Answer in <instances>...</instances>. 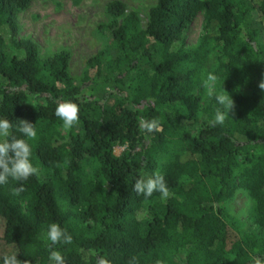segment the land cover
I'll use <instances>...</instances> for the list:
<instances>
[{"label": "trees", "instance_id": "obj_1", "mask_svg": "<svg viewBox=\"0 0 264 264\" xmlns=\"http://www.w3.org/2000/svg\"><path fill=\"white\" fill-rule=\"evenodd\" d=\"M30 0H0V118L33 123L28 140L39 176L0 185V254L31 264H264V0H154L141 27L119 0L104 5L98 24L107 44L68 70L59 50L40 59L16 17ZM194 45L185 30L198 14ZM216 77L205 94L208 74ZM234 101L223 125L211 127L215 99ZM60 101L79 107L65 130ZM141 118L159 122L145 133ZM122 146L118 155L115 146ZM162 174L172 195L145 198L135 180ZM237 189L253 206L248 221L228 214ZM58 223L71 244L51 246L47 227ZM51 246V247H50ZM2 264V260H0Z\"/></svg>", "mask_w": 264, "mask_h": 264}, {"label": "rangeland", "instance_id": "obj_2", "mask_svg": "<svg viewBox=\"0 0 264 264\" xmlns=\"http://www.w3.org/2000/svg\"><path fill=\"white\" fill-rule=\"evenodd\" d=\"M109 0H30L27 8L18 13V37L29 38L37 47L38 57L45 59L59 50L69 54L68 70L78 75L88 57L107 44V36L100 33L98 24L106 21L104 5ZM127 9L136 11L141 27L147 10L154 0H119ZM202 29V15L198 13L185 30L187 46L195 44ZM264 41V37H263ZM213 90V89H212ZM209 91L206 88L205 94ZM122 146H115L118 155ZM253 202L246 192L237 189L228 203V214L238 222L248 221ZM0 244V254L8 251Z\"/></svg>", "mask_w": 264, "mask_h": 264}, {"label": "clouds", "instance_id": "obj_3", "mask_svg": "<svg viewBox=\"0 0 264 264\" xmlns=\"http://www.w3.org/2000/svg\"><path fill=\"white\" fill-rule=\"evenodd\" d=\"M216 77L211 73L208 74L204 81V86L208 89L209 95H212ZM258 89L264 91V73L257 85ZM217 103L223 106L224 111L217 109L216 113L209 121L211 127L223 125L226 113L234 109V101L229 95L218 93L215 96ZM79 107L71 101H60L55 108V115L62 122V127L65 130H71L79 123ZM19 123L16 130L22 134L24 138H17L13 135L12 123L6 118H0V185L7 184L9 179L20 182V187L11 189L14 196H19L25 191L23 182L27 181L32 176H39V169L31 162L32 147L28 140H35L37 131L33 123L27 119H18ZM139 128L145 133L159 131V122L156 119L147 120L141 118L139 120ZM133 191L137 195H142L145 198L151 197L154 192H159L161 198L167 200L172 193L170 192L165 178L159 172L149 176H141L137 178L133 184ZM47 239L51 241V246L58 244H71L73 237L62 228L58 223H51L47 227ZM50 246V247H51ZM2 264H31V261L24 259L20 260L16 253L4 254L0 256ZM49 260L52 264H66L64 256L57 250H51ZM100 264V261H98ZM128 264H136V259L133 257ZM155 264H163L157 260ZM254 264H261L259 259H256Z\"/></svg>", "mask_w": 264, "mask_h": 264}]
</instances>
